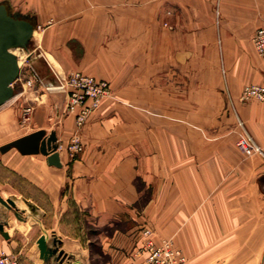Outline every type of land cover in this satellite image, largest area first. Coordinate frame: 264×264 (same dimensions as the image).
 <instances>
[{
  "label": "crops",
  "instance_id": "1",
  "mask_svg": "<svg viewBox=\"0 0 264 264\" xmlns=\"http://www.w3.org/2000/svg\"><path fill=\"white\" fill-rule=\"evenodd\" d=\"M3 2L8 15L32 25L39 71L46 65L127 81L157 72L195 82L189 97L207 98L206 108L195 99L182 108L176 88L175 108H96L77 155L67 149L73 117L58 124V108H35L30 132H55L62 167L40 154L23 157H40L28 175L52 205L64 177L72 179L73 198L96 224L115 226L98 236L113 258L132 256L147 229L155 242L170 239L190 264H264V105L237 100L245 85L264 84V58L250 41L264 27V0ZM242 138L259 151L240 150ZM10 213L0 206V252L29 264L7 225ZM75 241L64 248L81 258L85 250Z\"/></svg>",
  "mask_w": 264,
  "mask_h": 264
},
{
  "label": "rangeland",
  "instance_id": "2",
  "mask_svg": "<svg viewBox=\"0 0 264 264\" xmlns=\"http://www.w3.org/2000/svg\"><path fill=\"white\" fill-rule=\"evenodd\" d=\"M1 4L4 5V2ZM36 36L33 31L30 36L10 48L13 54L18 57V66L19 64L20 66L18 76L11 85L12 98L0 105V116H2L0 146L21 136L23 137L25 134L32 133L30 132L34 130L32 115L35 108L39 106L58 108L54 109V119L58 124H62L63 119L68 116L73 117L71 135L75 130V111L69 110L71 106L64 83L71 72L80 71L65 68L57 70L55 67L53 71L46 65L41 71L37 70L36 64L40 61L38 59L41 50L36 47L38 42ZM252 37L250 41L254 55L257 59H263L264 55L261 56L256 52ZM39 73L43 76L42 78ZM80 73L87 75L83 72ZM147 76L151 78L129 81L104 80L108 83L109 95L96 108H175L174 89L176 88L180 91V96L177 99L183 102L182 108H191L192 99L200 104L197 108H206L207 98L205 96L189 97V94L194 92L195 82H175L165 79L164 74L159 75L157 72L147 74ZM258 85L264 86L263 83ZM240 94L237 100L242 104L256 103L264 105L256 100L241 101ZM27 109H30L29 114H25ZM144 112L151 116L157 115L155 110H145ZM240 141H244L247 150H243L238 146ZM236 145L243 152H249V150L259 151L243 138L239 139ZM38 159L40 157H23L15 149H11L5 154L0 153V196L3 200L11 199L16 204L17 208L10 210L11 220L7 221V225L11 226L15 231V236L20 238V247L23 246L24 248L22 259H25L24 256H28V258L31 256L33 257V263L37 262V264H140L142 259L135 257L134 254L131 256L128 253L125 256L113 258L102 251L98 239L99 234L103 232L110 235L111 231L115 230V226L100 227L96 224L88 208L79 205L73 198L72 179L64 177L65 183L60 201L57 206L52 205L46 192L36 182L32 181L28 175L30 174L29 169L38 164ZM0 206L2 205L0 204ZM119 227H122V225L119 224ZM40 236H45L48 239L46 241L48 248L55 251L46 261L40 258L37 259L36 239ZM69 240L71 242L76 240L75 243L80 244L82 249L85 250L81 258L71 256L65 250L63 243ZM28 258L25 261L27 260V263L30 264L31 261ZM185 258L190 264L189 259L186 256Z\"/></svg>",
  "mask_w": 264,
  "mask_h": 264
},
{
  "label": "built area",
  "instance_id": "3",
  "mask_svg": "<svg viewBox=\"0 0 264 264\" xmlns=\"http://www.w3.org/2000/svg\"><path fill=\"white\" fill-rule=\"evenodd\" d=\"M252 42L256 52L264 55V27L258 28ZM71 108L75 111V130L69 139L68 151L77 155L82 151L80 130L86 123L89 115L96 109L100 102L109 95L108 83L98 80L80 72H71L64 83ZM240 100L247 102L256 100L264 104V86L258 84L243 87ZM79 107V108H74ZM30 109L25 110L29 114ZM243 150H247L244 141L238 142ZM258 149V148H257ZM141 235L144 241L134 253L135 257L142 259L140 264H188L182 251L176 248L170 239H162L155 242L149 230L143 229ZM0 264H19L15 255L1 251Z\"/></svg>",
  "mask_w": 264,
  "mask_h": 264
},
{
  "label": "water",
  "instance_id": "4",
  "mask_svg": "<svg viewBox=\"0 0 264 264\" xmlns=\"http://www.w3.org/2000/svg\"><path fill=\"white\" fill-rule=\"evenodd\" d=\"M33 32L30 23L23 19H16L7 14L4 6L0 5V105L10 100L13 96L12 83L18 76L19 66L17 56L9 51L22 39L27 38ZM15 149L23 156L42 155L46 157L48 166L61 168L58 154V145L55 132L46 134L44 130H38L28 135L15 139L0 146V153L5 154ZM0 204L8 210L16 209L13 200H3L0 196ZM3 225L0 224V231ZM39 258L46 261L55 251H51L45 236H40L36 241Z\"/></svg>",
  "mask_w": 264,
  "mask_h": 264
},
{
  "label": "bare ground",
  "instance_id": "5",
  "mask_svg": "<svg viewBox=\"0 0 264 264\" xmlns=\"http://www.w3.org/2000/svg\"><path fill=\"white\" fill-rule=\"evenodd\" d=\"M9 51L11 52V53H13L10 49H9ZM18 58V57H17ZM19 63V62H18ZM19 66H20V64H19ZM22 229V228H21Z\"/></svg>",
  "mask_w": 264,
  "mask_h": 264
}]
</instances>
